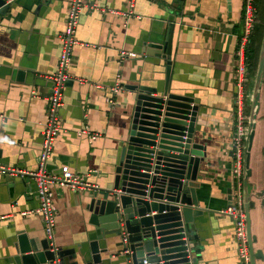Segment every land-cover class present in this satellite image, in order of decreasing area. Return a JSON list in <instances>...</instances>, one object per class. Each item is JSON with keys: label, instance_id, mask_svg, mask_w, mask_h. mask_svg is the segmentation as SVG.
<instances>
[{"label": "crops", "instance_id": "crops-1", "mask_svg": "<svg viewBox=\"0 0 264 264\" xmlns=\"http://www.w3.org/2000/svg\"><path fill=\"white\" fill-rule=\"evenodd\" d=\"M69 2L14 0L6 12H0V168L17 171L4 173L0 169V264H42L18 258L19 234L25 233L28 242L37 246L46 238L43 217L29 213L40 203L37 180L23 170L39 167L51 94L47 76L57 69ZM86 2L88 7L75 31L77 43L64 88L61 129L47 172L58 175L61 166L68 165L94 189L108 187L132 123L135 92L128 86L165 88L167 60L146 56L144 50L147 43L164 42L172 21L169 92L198 100L193 142L204 145L207 152L196 189L204 209L195 217L202 248L198 264H241L234 218L223 211L236 201V50L245 33L244 0H134L133 6L130 0ZM255 9L257 27L263 28L264 36V0H255ZM122 51L136 56L121 58ZM253 77L246 87L247 114L255 91ZM117 82L123 88L112 94L110 88ZM110 97L117 101L113 108L108 103ZM85 128L88 133L79 135ZM93 134L97 136L93 138ZM249 166L244 199L256 239L254 248L264 252L263 80ZM51 191L56 212L53 245L89 250V242L99 233L87 209L91 191L59 183H54ZM119 243L121 238L114 236L108 254H116ZM256 262L264 264L261 259Z\"/></svg>", "mask_w": 264, "mask_h": 264}, {"label": "water", "instance_id": "water-1", "mask_svg": "<svg viewBox=\"0 0 264 264\" xmlns=\"http://www.w3.org/2000/svg\"><path fill=\"white\" fill-rule=\"evenodd\" d=\"M9 6L6 0H0L1 13ZM174 28L175 23L169 22L164 42L147 43L144 50L146 56L167 60L165 88L159 91L153 86H128L135 92L134 110L114 178L107 188L88 190L90 222L99 231L89 242V250L56 248L47 238L37 246L21 233L17 252L24 263L198 264L202 260L195 217L204 209L200 208L196 189L202 178L200 164L207 152L204 145L193 142L198 100L169 92ZM263 75L264 36L244 158L245 188L251 175L250 151ZM229 192L232 197V189ZM152 210L155 214H151ZM248 211L246 208L251 264H257L256 260H264V252L254 248L256 239L251 234ZM114 236L121 238V248L111 255L108 245ZM113 256L117 259L113 260Z\"/></svg>", "mask_w": 264, "mask_h": 264}, {"label": "built area", "instance_id": "built-area-1", "mask_svg": "<svg viewBox=\"0 0 264 264\" xmlns=\"http://www.w3.org/2000/svg\"><path fill=\"white\" fill-rule=\"evenodd\" d=\"M14 0H6V4H10ZM131 6L134 5V0H130ZM88 7L86 0H70L67 15V23L64 32L61 34V52L59 55L57 69L54 73L47 76L51 81V94L47 98V113L48 120L42 130V150L39 156V167L36 171H24L35 177L38 183L37 194L40 200L39 206L29 211V213L40 214L44 219V230L46 238L53 244L56 231V212L52 202L51 187L54 183L68 185L74 190H91L94 189L89 182H86L80 174H76L68 165H63L60 168L58 175H50L47 172V166L54 150L55 138L61 129L60 110L64 106L65 99V83L69 79V67L72 61L74 46L77 43L75 31L80 22V17ZM255 0H244V23L245 33L240 39L236 58L238 66L236 67V85L237 95L235 100L236 105V125L233 136V196L235 202L232 203L224 213L231 215L234 218V235L238 244V256L241 264H251L250 247L247 232V214L246 200L244 199V153L247 146V136L250 130V116L246 113V84L249 80L248 69L246 66L245 52L247 45L250 42L251 34L254 31L256 23L255 15ZM126 56H136L135 52H121V58ZM123 88L119 82L113 85L110 90L112 94H116ZM35 94L36 91L34 90ZM111 108L117 105L116 98L110 97L108 100ZM88 133L85 128L79 131V135ZM97 134H93L95 138ZM2 172L16 173L15 168H0ZM264 198V194H263ZM56 264H61L57 261Z\"/></svg>", "mask_w": 264, "mask_h": 264}, {"label": "trees", "instance_id": "trees-1", "mask_svg": "<svg viewBox=\"0 0 264 264\" xmlns=\"http://www.w3.org/2000/svg\"><path fill=\"white\" fill-rule=\"evenodd\" d=\"M257 29V28H256ZM263 28H261L260 33L262 32L263 37ZM254 31H256L254 29ZM261 37V40H262ZM261 40L258 42L257 37H255V32L251 34L250 42L247 45L246 52H245V58H246V66L248 69V76L251 77L252 75H256L257 73V67L259 64V53H260V47H261ZM264 82V79H263ZM248 83V82H247ZM248 84H246L247 87Z\"/></svg>", "mask_w": 264, "mask_h": 264}, {"label": "rangeland", "instance_id": "rangeland-1", "mask_svg": "<svg viewBox=\"0 0 264 264\" xmlns=\"http://www.w3.org/2000/svg\"><path fill=\"white\" fill-rule=\"evenodd\" d=\"M255 15H256V23H255V30L256 31H253V32H255V37H257V41L259 42L260 40H261V37H262V32L260 33V30H261V28L259 27H257V22H258V19H257V14L255 13ZM257 28V29H256ZM262 41H263V37H262V40H261V42H260V44L262 45ZM260 49H261V47H260ZM260 54V53H259ZM260 56V55H259ZM257 69H258V67H257ZM255 78H256V75L254 74V77L253 78H251V85H252V82H255ZM255 88V87H254ZM252 107H250L249 106V113H250V115H249V113H248V115L249 116H251V114H252Z\"/></svg>", "mask_w": 264, "mask_h": 264}]
</instances>
